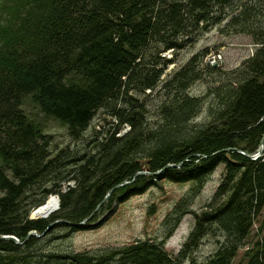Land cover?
Returning <instances> with one entry per match:
<instances>
[{"label":"trees","instance_id":"obj_1","mask_svg":"<svg viewBox=\"0 0 264 264\" xmlns=\"http://www.w3.org/2000/svg\"><path fill=\"white\" fill-rule=\"evenodd\" d=\"M212 28L248 36L253 54L223 71L205 49L169 71ZM25 97L72 139L99 112L110 122L90 145L56 149ZM263 136L264 0H0V238L19 242L0 239V264H264V145L256 160L242 154ZM219 165L214 194L193 211ZM160 180L190 187L158 241L80 253L50 242V224L72 235ZM51 195L57 212L32 219ZM186 215L192 228L172 256L165 242ZM208 237L215 250L199 260Z\"/></svg>","mask_w":264,"mask_h":264},{"label":"rangeland","instance_id":"obj_2","mask_svg":"<svg viewBox=\"0 0 264 264\" xmlns=\"http://www.w3.org/2000/svg\"><path fill=\"white\" fill-rule=\"evenodd\" d=\"M210 52L220 51L222 53L223 63L220 68L223 71H234L242 62L250 57L251 52H254L252 41L245 35H229L221 34L218 28H212L208 33L199 38L196 44L187 50L181 52L178 60L173 64L169 71H174L178 67L184 65L192 55L201 50ZM166 58L170 53H166ZM217 67V66H214ZM211 81L212 78H207ZM206 81V82H208ZM204 83H197L191 91L197 94L205 88ZM22 109L25 114L34 123L40 125L44 133L51 137L53 148L63 149L66 147L77 148L82 147L87 142L90 145L95 132L102 130L103 127H108L110 119L102 112H99L89 129H87L77 139H72L68 136L66 128L52 118L45 117L38 107L31 101L29 97L23 99ZM223 166L219 165L215 172L211 175L203 190L195 198L191 209L200 211L203 206L211 199L221 178ZM147 175L148 173H144ZM158 186L146 190L144 193L132 196L120 205H113L108 212L100 214L94 223L85 222V229L77 231L72 235L63 229L55 228L54 226L47 232L50 234V242L62 251L71 253H80L85 251H96L108 248H119L131 244L138 240L153 239L158 241V238L163 235L161 228L162 222L167 213L173 208L175 203L189 190V184H175L166 181H158ZM51 195L50 197H54ZM49 198V197H48ZM57 199V198H56ZM56 213L59 208V199ZM51 213V215L53 214ZM50 215V216H51ZM32 218V217H31ZM49 217H37L35 219H47ZM264 217L261 216L256 223V227L262 223ZM193 217L186 215L173 235L165 242L164 249L166 252L175 256L193 225ZM58 223V221L54 222ZM55 228V229H54ZM46 232V233H47ZM254 235V234H253ZM32 236V235H31ZM38 236L34 233V237ZM250 239H252L250 237ZM215 250V241L208 237L203 239L194 256L199 259H205ZM240 263V256L234 264Z\"/></svg>","mask_w":264,"mask_h":264},{"label":"bare ground","instance_id":"obj_3","mask_svg":"<svg viewBox=\"0 0 264 264\" xmlns=\"http://www.w3.org/2000/svg\"><path fill=\"white\" fill-rule=\"evenodd\" d=\"M57 200L55 197H49L43 205L32 212L34 218L39 217H49L51 213L56 211ZM93 215H91L92 217ZM58 224V223H57Z\"/></svg>","mask_w":264,"mask_h":264},{"label":"water","instance_id":"obj_4","mask_svg":"<svg viewBox=\"0 0 264 264\" xmlns=\"http://www.w3.org/2000/svg\"><path fill=\"white\" fill-rule=\"evenodd\" d=\"M263 145H264V136L261 140V143H260V146L259 148L257 149V151L254 153V154H247V153H243V155H245L246 157H248L250 160H256V158L261 154L262 150H263ZM55 224L57 223H53V224H50L47 228V230H50L53 226H55ZM30 235L34 236V233H31ZM44 235V234H43ZM0 239H11L13 240L15 243H19L16 239H14L13 237H1Z\"/></svg>","mask_w":264,"mask_h":264},{"label":"built area","instance_id":"obj_5","mask_svg":"<svg viewBox=\"0 0 264 264\" xmlns=\"http://www.w3.org/2000/svg\"><path fill=\"white\" fill-rule=\"evenodd\" d=\"M252 54L253 52H251V55ZM205 60L211 66H219L220 64L223 63L222 53L220 51L213 52L210 55H208Z\"/></svg>","mask_w":264,"mask_h":264}]
</instances>
